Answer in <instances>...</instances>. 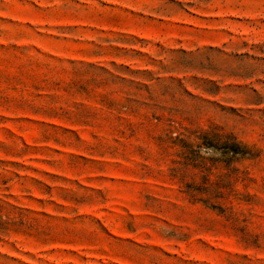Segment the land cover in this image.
Listing matches in <instances>:
<instances>
[{
	"label": "rangeland",
	"instance_id": "1",
	"mask_svg": "<svg viewBox=\"0 0 264 264\" xmlns=\"http://www.w3.org/2000/svg\"><path fill=\"white\" fill-rule=\"evenodd\" d=\"M0 264H264V0H0Z\"/></svg>",
	"mask_w": 264,
	"mask_h": 264
}]
</instances>
